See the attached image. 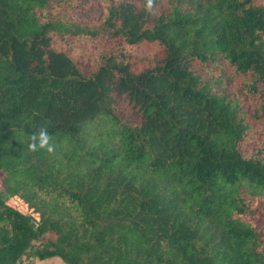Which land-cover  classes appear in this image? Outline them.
Returning <instances> with one entry per match:
<instances>
[{
    "label": "trees",
    "instance_id": "1",
    "mask_svg": "<svg viewBox=\"0 0 264 264\" xmlns=\"http://www.w3.org/2000/svg\"><path fill=\"white\" fill-rule=\"evenodd\" d=\"M146 2L0 0V264H264V0Z\"/></svg>",
    "mask_w": 264,
    "mask_h": 264
},
{
    "label": "clouds",
    "instance_id": "2",
    "mask_svg": "<svg viewBox=\"0 0 264 264\" xmlns=\"http://www.w3.org/2000/svg\"><path fill=\"white\" fill-rule=\"evenodd\" d=\"M154 0H147L146 10L150 11L153 8ZM30 143L28 144V150L36 152L38 150H46L48 153L54 152V144L52 143V137L48 133L46 128H41L38 133H33L30 136Z\"/></svg>",
    "mask_w": 264,
    "mask_h": 264
},
{
    "label": "rangeland",
    "instance_id": "3",
    "mask_svg": "<svg viewBox=\"0 0 264 264\" xmlns=\"http://www.w3.org/2000/svg\"><path fill=\"white\" fill-rule=\"evenodd\" d=\"M150 47L147 45H141L137 50V53H140L144 49H149ZM4 185L0 181V191H3ZM7 203L14 207L15 209L23 212L28 213V209L24 206L21 200L17 198H8ZM34 218H38L37 215H34ZM25 263L27 260H23ZM26 264H65L61 259L58 257H52L45 260H38V259H30Z\"/></svg>",
    "mask_w": 264,
    "mask_h": 264
}]
</instances>
